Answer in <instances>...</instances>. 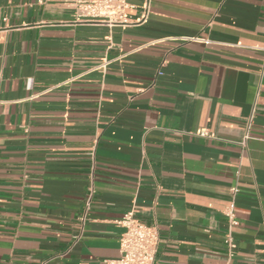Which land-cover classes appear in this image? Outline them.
<instances>
[{
  "label": "crops",
  "instance_id": "1",
  "mask_svg": "<svg viewBox=\"0 0 264 264\" xmlns=\"http://www.w3.org/2000/svg\"><path fill=\"white\" fill-rule=\"evenodd\" d=\"M130 2L0 0V264H104L130 210L155 264H264V0Z\"/></svg>",
  "mask_w": 264,
  "mask_h": 264
},
{
  "label": "built area",
  "instance_id": "2",
  "mask_svg": "<svg viewBox=\"0 0 264 264\" xmlns=\"http://www.w3.org/2000/svg\"><path fill=\"white\" fill-rule=\"evenodd\" d=\"M66 5L74 8L76 18L82 21H97L107 24H128L131 16L127 14V10L134 8L131 0H63ZM150 0H141L140 19L144 21L148 14ZM139 19V20H140ZM107 63H103L104 67ZM249 123H247L246 131L239 141L241 147H245L246 141L250 138L248 134ZM200 136H208L207 131H200ZM238 187L230 188V204L224 210L227 219V234L224 243L227 247V254L233 256L235 244L233 240L232 229L238 224L234 206ZM90 196L87 198L84 214L81 216V222L86 218V211L89 206ZM119 224L123 227V231L119 239V256L115 259H106L104 264H155V257L158 248V228L156 225H148L137 219L132 210L126 212Z\"/></svg>",
  "mask_w": 264,
  "mask_h": 264
}]
</instances>
